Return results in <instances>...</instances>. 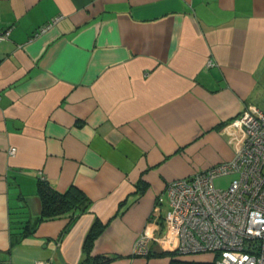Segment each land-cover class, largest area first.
<instances>
[{
    "label": "crops",
    "instance_id": "crops-1",
    "mask_svg": "<svg viewBox=\"0 0 264 264\" xmlns=\"http://www.w3.org/2000/svg\"><path fill=\"white\" fill-rule=\"evenodd\" d=\"M7 27L0 264H78L95 219L90 255L105 264L206 261L169 249L155 206L170 180L232 157L228 123L264 111V0H0ZM40 179L91 204L19 239L40 214Z\"/></svg>",
    "mask_w": 264,
    "mask_h": 264
},
{
    "label": "built area",
    "instance_id": "built-area-1",
    "mask_svg": "<svg viewBox=\"0 0 264 264\" xmlns=\"http://www.w3.org/2000/svg\"><path fill=\"white\" fill-rule=\"evenodd\" d=\"M9 34V27L0 29V42ZM223 130L232 157L170 180L159 194L155 208L165 211L163 240L177 255L211 253L206 261L212 264H264V111L246 109ZM225 174L235 177L226 188L215 187L213 179ZM147 246L143 232L136 250L147 252Z\"/></svg>",
    "mask_w": 264,
    "mask_h": 264
},
{
    "label": "trees",
    "instance_id": "trees-1",
    "mask_svg": "<svg viewBox=\"0 0 264 264\" xmlns=\"http://www.w3.org/2000/svg\"><path fill=\"white\" fill-rule=\"evenodd\" d=\"M36 193L41 201V210L37 219L32 223L26 219L21 225L19 239L34 233L38 222L53 218L70 215L76 217L88 210L91 200L85 193L74 185H69L64 191L56 190L48 181L40 179L36 184ZM104 224L95 219L88 229L83 242V251L85 255L78 264H105L108 258L105 256H91L90 251L94 240L103 231ZM174 253V252H173ZM170 264H212L207 261H186L172 259Z\"/></svg>",
    "mask_w": 264,
    "mask_h": 264
},
{
    "label": "rangeland",
    "instance_id": "rangeland-1",
    "mask_svg": "<svg viewBox=\"0 0 264 264\" xmlns=\"http://www.w3.org/2000/svg\"><path fill=\"white\" fill-rule=\"evenodd\" d=\"M233 177H235V174L219 175L213 179V183L215 187L224 189L229 185ZM165 197L166 195L163 194V199H165ZM196 255L201 256V258H203L204 260L210 259V257L212 256L211 253H199V254H194L193 256H196Z\"/></svg>",
    "mask_w": 264,
    "mask_h": 264
}]
</instances>
